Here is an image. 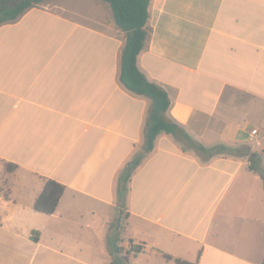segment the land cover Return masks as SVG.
I'll return each mask as SVG.
<instances>
[{"label": "crops", "instance_id": "crops-1", "mask_svg": "<svg viewBox=\"0 0 264 264\" xmlns=\"http://www.w3.org/2000/svg\"><path fill=\"white\" fill-rule=\"evenodd\" d=\"M146 30L136 66L167 116L230 150L202 159L161 133L120 203L150 105L119 80L126 33L103 0L41 2L0 25V264H113L118 218L142 248L130 264H261L264 0H150ZM47 179L64 186L51 214L34 209Z\"/></svg>", "mask_w": 264, "mask_h": 264}, {"label": "trees", "instance_id": "trees-1", "mask_svg": "<svg viewBox=\"0 0 264 264\" xmlns=\"http://www.w3.org/2000/svg\"><path fill=\"white\" fill-rule=\"evenodd\" d=\"M44 1L46 0H14L12 4L8 5L6 4L8 0H0V25L17 20L25 11ZM103 1L109 5L116 25L126 33V42L120 56L119 80L130 92L150 100L146 111L143 141L136 146L116 180L117 197L122 203L128 189V181L134 171L152 152L154 142L159 134H171L182 144L184 149L195 151L202 159H208L230 149L223 145L206 147L194 140L180 124L167 116L166 112L169 106L167 93L158 85L148 81L137 68L136 57L142 50L147 36L146 22L150 0ZM256 157L255 153L250 154L252 165L255 163ZM8 168L13 169L14 165L8 164ZM251 168L257 170L256 167L252 166ZM258 172L262 175L264 183V170H258ZM63 190L62 184L53 179H47L35 200L34 209L45 214L53 213ZM121 229L122 226L118 218L110 227L107 235V248L113 264H130V258L136 256L142 248L134 245L131 240L127 248L121 246ZM166 257L171 258L170 256ZM175 261L180 264H188L177 258ZM261 264H264V258Z\"/></svg>", "mask_w": 264, "mask_h": 264}, {"label": "built area", "instance_id": "built-area-1", "mask_svg": "<svg viewBox=\"0 0 264 264\" xmlns=\"http://www.w3.org/2000/svg\"><path fill=\"white\" fill-rule=\"evenodd\" d=\"M248 140L253 150L264 153V127L252 128Z\"/></svg>", "mask_w": 264, "mask_h": 264}, {"label": "rangeland", "instance_id": "rangeland-1", "mask_svg": "<svg viewBox=\"0 0 264 264\" xmlns=\"http://www.w3.org/2000/svg\"><path fill=\"white\" fill-rule=\"evenodd\" d=\"M13 1L14 0H8V2L6 4L10 5V4H12ZM261 165H262V167L264 169V159H263V161H261Z\"/></svg>", "mask_w": 264, "mask_h": 264}]
</instances>
